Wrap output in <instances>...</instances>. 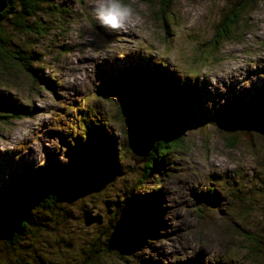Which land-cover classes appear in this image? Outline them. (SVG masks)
Segmentation results:
<instances>
[{"label":"rangeland","instance_id":"1","mask_svg":"<svg viewBox=\"0 0 264 264\" xmlns=\"http://www.w3.org/2000/svg\"><path fill=\"white\" fill-rule=\"evenodd\" d=\"M163 1L125 0L133 12L116 30L95 20V0H42L26 20L41 23L39 33L2 19L37 59L29 72L0 60V201L14 203L15 187L48 166L60 206L19 200L37 236L20 234L13 248L0 232V264H70L91 247L103 251L89 264H264V0L216 47L234 0H172L165 27ZM129 67L153 71L168 95L133 72L122 78ZM234 100L261 104L243 125L222 122ZM181 103L183 143L149 154L148 175L128 118L160 124ZM78 156H97L102 172L71 186L62 169Z\"/></svg>","mask_w":264,"mask_h":264},{"label":"trees","instance_id":"2","mask_svg":"<svg viewBox=\"0 0 264 264\" xmlns=\"http://www.w3.org/2000/svg\"><path fill=\"white\" fill-rule=\"evenodd\" d=\"M8 1L9 3L7 7L2 11V19L5 20L13 18V23L15 22V25L18 29L30 30L35 33H39V28H43L44 26L39 22H34L32 25H29L26 23V20L29 17L36 16V14L41 10L40 2H42V0ZM171 1L172 0H164L162 2L161 8L164 9H161L158 19L161 20L163 26L166 23L165 13L167 9L165 10V7L168 8ZM254 2L255 0H234V2L229 5L227 10L222 13L215 32L211 38V42L214 43L215 47L217 44H219V42L229 39L232 34H234V27L238 26L242 16ZM2 19L0 20V60L4 61L9 59L29 72L32 69L29 62H31V60L33 61L37 59V54H32V52H29V50L24 48L20 43L15 42L12 36L4 30L1 24ZM132 72L134 73L135 78L139 79V84H142V86L150 85L149 89L160 92L162 96L168 95V90H165V87L162 90H159V88L157 89L154 86L155 84L153 83V76L155 73H153V71H144L143 69L129 67L126 68L121 76L122 78L126 76V79H128V75ZM130 82L131 80H128V83ZM260 104L261 103L254 102L251 104H244L239 100H234V104L227 103L226 105L222 106L221 121L243 125L253 115L254 108ZM182 105L183 103H181L180 107H177L176 114L174 116L164 120V122H161L160 124H157L158 136L154 143L153 149L150 151L151 158L153 157V154L157 152H164L165 148L171 146L177 147L180 143H183L182 138L179 136L180 122L183 119H186V112ZM260 110L264 112V109ZM3 117H5V115L1 113L0 119ZM154 118L158 119L157 117ZM131 122L132 121H130V118H128L126 127L129 140H131L133 129V122ZM226 138L229 147L235 145L236 136L231 135L227 136ZM150 163H152V161L147 160L144 168L146 174L148 175L152 171ZM101 169V162L97 156L91 157L90 159H85L84 157L78 156L77 158L70 160V163L67 165L66 169H62L64 170V174H62L64 175V179L66 181L65 183L68 185L71 184L72 186V179L76 180L74 181L75 183L77 181L80 182L81 180H89L88 178H92L93 180L97 179L101 175ZM48 172V166L42 167L29 181H27V183L24 180V184L15 187L12 192V194L15 196L13 198L14 203L7 204L3 201H0V232L3 236L4 242L7 243L9 247H18L20 242H22L19 239L20 234H26L24 237L25 240L26 237H36L39 229L38 227L36 229H27V222L25 220L24 213H22V209L18 208L17 206L19 200H25V203L30 205H42L44 209L48 210H53L60 206V198L57 191L59 188L58 184L54 183ZM143 178H141L140 181ZM100 249V247H91L85 256L79 257L77 259L78 261L71 262L70 264H89L92 261L96 262L98 258H100V254L103 251V248L101 250ZM17 258V263L23 264L21 258L19 256H17Z\"/></svg>","mask_w":264,"mask_h":264},{"label":"water","instance_id":"3","mask_svg":"<svg viewBox=\"0 0 264 264\" xmlns=\"http://www.w3.org/2000/svg\"><path fill=\"white\" fill-rule=\"evenodd\" d=\"M8 3V0H0V20L2 19V11L7 7ZM157 136V120L155 118L133 122L130 149L135 155L139 156L140 161L147 160ZM64 245L67 248L71 247L70 242L64 243Z\"/></svg>","mask_w":264,"mask_h":264},{"label":"clouds","instance_id":"4","mask_svg":"<svg viewBox=\"0 0 264 264\" xmlns=\"http://www.w3.org/2000/svg\"><path fill=\"white\" fill-rule=\"evenodd\" d=\"M133 9L125 0H95L92 13L99 25L107 29L123 28Z\"/></svg>","mask_w":264,"mask_h":264},{"label":"bare ground","instance_id":"5","mask_svg":"<svg viewBox=\"0 0 264 264\" xmlns=\"http://www.w3.org/2000/svg\"><path fill=\"white\" fill-rule=\"evenodd\" d=\"M67 63L71 64V63H70V60H67ZM216 169H217V168H216Z\"/></svg>","mask_w":264,"mask_h":264}]
</instances>
